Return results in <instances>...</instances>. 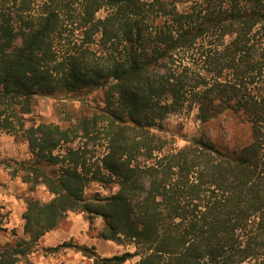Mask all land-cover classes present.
<instances>
[{"label": "trees", "instance_id": "16d2710c", "mask_svg": "<svg viewBox=\"0 0 264 264\" xmlns=\"http://www.w3.org/2000/svg\"><path fill=\"white\" fill-rule=\"evenodd\" d=\"M105 11V16H99ZM64 124L34 116L40 99ZM197 109L175 146L166 125ZM229 121L230 146L214 141ZM28 144L17 162L31 192L23 235L0 264H33L38 242L71 212L98 237L139 249L94 264H264V0H0V136ZM94 184L108 190L87 196ZM116 189L114 192L113 190Z\"/></svg>", "mask_w": 264, "mask_h": 264}, {"label": "rangeland", "instance_id": "374dc122", "mask_svg": "<svg viewBox=\"0 0 264 264\" xmlns=\"http://www.w3.org/2000/svg\"><path fill=\"white\" fill-rule=\"evenodd\" d=\"M101 11L99 16H105ZM77 99H69L66 104L70 108H62L55 99H40L35 108L34 116L47 123L64 124L67 110H78L81 101L96 105L101 100V92L82 93ZM81 100V101H80ZM197 109H183L168 117L166 125L170 135L174 138L175 146H182L185 138L195 134L200 128L197 118ZM214 141L230 146L232 130L229 121L223 122L220 133L214 130L211 134ZM32 157L28 144L15 139L14 136L3 133L0 136V244L12 242L13 232L23 235L24 221L22 215L26 209V201L36 198L48 202L54 198L44 186L38 187L34 192L29 190L20 175L13 174L15 163L27 161ZM116 189L113 190V192ZM96 192L108 195L110 192L97 184L92 185L86 192L91 196ZM103 229V221L96 218L89 222L82 213L71 212L62 221L59 228L46 234L36 245L30 255L33 264H94L93 260L82 252L72 248H60L58 251H48V248L59 247L64 243L85 246L93 250L100 258L122 255L126 252H137L139 249L132 242L106 241L98 237ZM141 255L128 260L125 264H138Z\"/></svg>", "mask_w": 264, "mask_h": 264}]
</instances>
